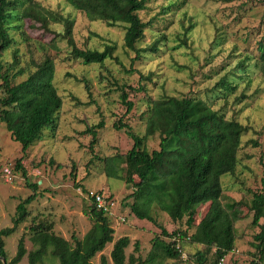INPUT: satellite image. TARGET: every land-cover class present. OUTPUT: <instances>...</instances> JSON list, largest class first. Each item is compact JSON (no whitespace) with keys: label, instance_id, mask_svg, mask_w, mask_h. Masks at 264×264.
Returning a JSON list of instances; mask_svg holds the SVG:
<instances>
[{"label":"rangeland","instance_id":"374dc122","mask_svg":"<svg viewBox=\"0 0 264 264\" xmlns=\"http://www.w3.org/2000/svg\"><path fill=\"white\" fill-rule=\"evenodd\" d=\"M34 1L74 20L77 47L101 50L108 43L115 44L116 50L114 59L103 64H83L69 56L70 47L59 36L63 30L59 23H52L51 31H45L38 23L25 19L20 29L11 30L17 43L0 60L4 67L16 64L10 73L23 70L13 83L25 79L35 63L49 56L54 61L53 83L63 102L54 134L45 128L41 140L24 152L0 122V229L12 225L16 205L33 192L27 183L38 184L37 195L27 206L28 216L14 233L4 237L7 259L15 255L20 237L27 252L38 247L29 228L33 220L35 224H50L53 232L66 239L72 234L82 237L92 224L88 215L91 190H101L112 202L107 216L114 229L113 241L128 236L126 255L144 258L151 239L161 230L131 211L134 199L129 194L134 189L121 177L124 162L114 163L117 175L107 173L104 158L124 155L133 144L125 128L117 129L113 123L121 119L143 135L151 99L189 96L204 100L245 127L235 173L223 180L224 200L241 202L235 211L234 248L224 258L228 264H250L252 259L264 263V250L259 258L253 239L259 228L250 223L249 209L252 193H264V78L258 67L257 48L258 42H264V0H147L145 9L138 12L147 27L144 38L135 46L144 48L159 40V50L142 53L137 59L134 51L124 47L123 23L108 26L101 20H90L65 0ZM223 79L235 89L229 92L222 88ZM1 83L0 73V96L4 94ZM123 92L133 102L129 112H125L126 105L120 98ZM100 120L104 125L96 129L97 141L90 150L92 135L85 130ZM145 147L149 151L159 149V134L147 137ZM4 167L11 169V180L2 174ZM149 209L168 232L186 228L185 217L173 221L156 205ZM204 211L205 205H201L197 220ZM113 241L92 258V264H100L101 254L113 264L109 256ZM180 245L187 254L203 249L190 242ZM192 263L168 259L166 264ZM16 264H28L27 253ZM38 264H58V259L49 253Z\"/></svg>","mask_w":264,"mask_h":264},{"label":"trees","instance_id":"16d2710c","mask_svg":"<svg viewBox=\"0 0 264 264\" xmlns=\"http://www.w3.org/2000/svg\"><path fill=\"white\" fill-rule=\"evenodd\" d=\"M65 1L84 12L90 20H101L108 26L123 23L124 47L134 51L135 59L142 53H156L159 50V40L144 48L135 46L144 38L147 27V23L138 15L139 11L145 9L147 0ZM25 19L38 23L45 31H51L52 23L61 24L63 30L59 36L65 39L70 47L69 56L83 64H103L105 60L115 57V44L106 43L101 50L77 47L73 37L74 20L45 8L34 0H0V57L12 44L17 43L11 30L20 29ZM257 48L258 67L264 78V42H258ZM15 65L9 63L4 67L0 60L1 86L4 93L0 96V122L24 152L41 140L45 128L54 134L63 100L53 83L54 61L49 56L35 63L34 70L17 83H13V80L22 74L23 70L10 73ZM85 85L89 89L88 84ZM221 87L229 92L235 89L231 82L224 79L221 81ZM138 89L142 90V87ZM120 98L126 105L125 112H129L133 102L128 100L126 92H123ZM103 125V120H100L85 130L92 135L89 141L90 150L97 141L96 129ZM113 126L117 129L125 128L133 144L124 155L114 154L104 158L107 173L109 176L117 175L114 163L118 160L124 162V168H120L124 171L121 177L127 184H132L134 189L129 194L134 199L131 211L138 218L152 221L161 230L160 234L151 239L146 256L141 258L133 253L126 255L125 248L130 243L129 237L123 235L113 241L114 229L110 225L108 212L98 208L91 198L88 215L92 224L82 237L72 234L70 239H66L53 232L50 224L40 221L35 224L36 221L33 220L29 228L38 247L27 252L24 239L20 237L15 255L8 260L4 237L14 233L19 223L26 219L27 206L37 195V182H28L27 186L33 192L16 205L12 225L0 229V257L5 258L4 263L0 259V264H16L26 253L28 264H38L49 253L58 259V264H92V258L112 241L109 256L113 264H166L168 259L196 264H217L220 258L234 248L237 219L235 211L241 202L234 199L224 200L223 180L225 176L235 173L245 127L235 119L226 118L204 100L189 96L151 99L143 135L135 133L132 127L121 119L115 121ZM155 133L159 134V149L149 151L145 147V141ZM16 165H19L18 160ZM22 174L26 175L24 169ZM98 192L101 193V190ZM153 204L165 211L173 221H181L185 217L186 228L168 232L150 214L149 208ZM201 205H205V211L197 220L198 208ZM249 209L252 211L250 223L259 228L253 239L256 241L258 253L261 254L259 258H262L263 192L252 193ZM181 242L202 245L203 249L199 248L193 254L186 253L187 258L183 259ZM137 249L138 242L135 241L134 250ZM212 249L214 251L210 258ZM259 263L255 259L250 261V264ZM100 264H108L103 254L100 256Z\"/></svg>","mask_w":264,"mask_h":264},{"label":"built area","instance_id":"2783aa9c","mask_svg":"<svg viewBox=\"0 0 264 264\" xmlns=\"http://www.w3.org/2000/svg\"><path fill=\"white\" fill-rule=\"evenodd\" d=\"M2 174L5 176V178L7 180H11V177H12V173H11V169H9V167H4L2 168ZM92 200L94 201L95 205L98 207V208H101L102 210L106 211V212H109L108 210V206H111L112 202H110L109 200H107L106 197H104L102 195V193L98 192V191H89V194H88ZM173 240H175V237H173ZM182 258L183 259H186L187 258V255L185 252L182 253ZM193 264V263H192ZM217 264H228L225 260L224 257L220 258L219 261L217 262ZM259 264H264V263H259Z\"/></svg>","mask_w":264,"mask_h":264},{"label":"water","instance_id":"95a60500","mask_svg":"<svg viewBox=\"0 0 264 264\" xmlns=\"http://www.w3.org/2000/svg\"><path fill=\"white\" fill-rule=\"evenodd\" d=\"M1 261L4 263L5 262V258L0 257Z\"/></svg>","mask_w":264,"mask_h":264}]
</instances>
